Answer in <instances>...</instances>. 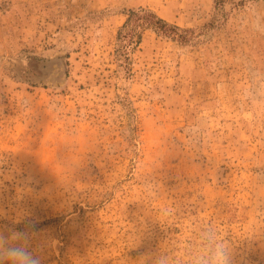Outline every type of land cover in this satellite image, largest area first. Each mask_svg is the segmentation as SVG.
Instances as JSON below:
<instances>
[{
  "label": "rangeland",
  "instance_id": "rangeland-1",
  "mask_svg": "<svg viewBox=\"0 0 264 264\" xmlns=\"http://www.w3.org/2000/svg\"><path fill=\"white\" fill-rule=\"evenodd\" d=\"M139 7L178 33L118 40ZM209 228L264 264V0H0V244L188 264Z\"/></svg>",
  "mask_w": 264,
  "mask_h": 264
},
{
  "label": "clouds",
  "instance_id": "clouds-1",
  "mask_svg": "<svg viewBox=\"0 0 264 264\" xmlns=\"http://www.w3.org/2000/svg\"><path fill=\"white\" fill-rule=\"evenodd\" d=\"M254 27L259 30L260 20L254 14ZM6 238L0 237V240ZM19 241H27L26 233H18ZM188 264H232L228 247L223 241L215 238L212 230H205L199 243L193 244L189 250ZM0 264H41L26 243L16 245L0 244Z\"/></svg>",
  "mask_w": 264,
  "mask_h": 264
},
{
  "label": "trees",
  "instance_id": "trees-1",
  "mask_svg": "<svg viewBox=\"0 0 264 264\" xmlns=\"http://www.w3.org/2000/svg\"><path fill=\"white\" fill-rule=\"evenodd\" d=\"M139 27H150L154 31L168 36H175L178 33L177 29H179L177 25L167 22L150 9L139 7L137 9H128V17L118 30V40H138L140 37ZM117 49L119 50V47Z\"/></svg>",
  "mask_w": 264,
  "mask_h": 264
}]
</instances>
